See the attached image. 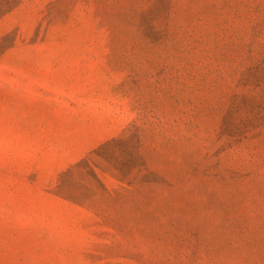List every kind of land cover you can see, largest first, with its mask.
I'll use <instances>...</instances> for the list:
<instances>
[{"label":"rangeland","instance_id":"374dc122","mask_svg":"<svg viewBox=\"0 0 264 264\" xmlns=\"http://www.w3.org/2000/svg\"><path fill=\"white\" fill-rule=\"evenodd\" d=\"M0 264H264V0H0Z\"/></svg>","mask_w":264,"mask_h":264}]
</instances>
